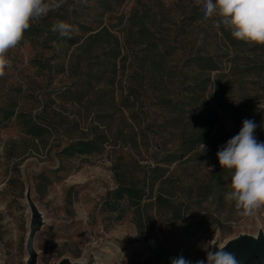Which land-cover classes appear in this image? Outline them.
I'll return each instance as SVG.
<instances>
[{"label":"rangeland","instance_id":"rangeland-1","mask_svg":"<svg viewBox=\"0 0 264 264\" xmlns=\"http://www.w3.org/2000/svg\"><path fill=\"white\" fill-rule=\"evenodd\" d=\"M96 5L63 0L35 22L38 37L23 36L7 53L12 63L0 77V105L48 131L34 137L15 118L0 126V264H161L143 236L196 264L214 242L264 238V205L240 215L224 199L231 170L201 144L190 147L207 123L217 137L235 129L216 100L256 106L254 135L264 142V53L254 56L259 73L233 76L213 22L191 20L193 6L203 10L199 0H121L104 14ZM77 20L107 32L88 38L91 32L75 27L77 43L54 39V23ZM110 48L119 49L116 58ZM194 54L212 56L219 68H195ZM174 101L178 111L168 106ZM98 133L106 136L100 152H61ZM156 165L163 182L146 189L141 235L130 212L116 220L102 204L117 185L115 172L140 183ZM158 192L180 205L178 219L156 204Z\"/></svg>","mask_w":264,"mask_h":264},{"label":"trees","instance_id":"trees-1","mask_svg":"<svg viewBox=\"0 0 264 264\" xmlns=\"http://www.w3.org/2000/svg\"><path fill=\"white\" fill-rule=\"evenodd\" d=\"M96 9L99 10L101 14L110 13L114 10L116 5L121 3V0H95ZM191 20L196 22L199 19H203V10H199L197 6H193ZM213 22V26L216 28L217 32L220 34L224 41L227 52L224 53L225 61L229 64V72L235 76L239 77L243 74L249 73H259L260 64L254 59L257 54L264 53V44L248 43L245 41L237 40L232 37L230 30L224 28L223 26L217 28L214 24V19H208ZM74 26L83 32H91L88 38H97L107 32L103 27L98 31H95L91 26L86 24V22L75 21ZM41 27L38 23H31L30 27L24 32V36L28 39H33L41 34ZM94 31V32H92ZM80 36L70 35V37H61L59 34L54 36V39L59 43H66L67 45H73L79 41ZM115 43L116 39H115ZM113 54V58H116L119 49L110 48ZM195 68L199 70H207L208 72L217 70L219 68L218 62L210 55H200L194 54L189 57ZM188 97H193L194 88L187 87ZM217 108L222 112V118L231 120L235 124V129L232 131L222 130V137L211 135L214 123H207L204 128L199 132L197 137L193 139V145L190 147H196L206 140L208 144L204 151L207 152L208 157H216L218 149L225 145L226 142L233 136L237 135L242 127V122L245 119L256 120L258 117V109L256 106L247 105L244 103H235L228 100H216ZM168 106L174 110L178 111L180 105L177 102L168 103ZM13 118L20 121L24 131L34 137H42L47 133V128L36 122L32 121L30 118H26L22 113H18L10 105H0V126H5ZM106 142V136L102 133L93 134L87 138H79L73 142H70L65 147L62 148L61 152L66 157H71L75 155H89L92 153H98L102 150L103 144ZM189 146H186L187 149ZM174 160V159H173ZM163 168L160 166H153L149 169L148 175H144L138 183L133 179L127 180L124 178L123 174L115 172V177L117 181L116 187L108 191L106 197L103 201L102 207L104 210L114 213L115 219L119 220L122 216L130 212L133 216L134 221L137 224L138 230L142 235L143 228L145 227L146 218L142 216L143 201L149 196L147 187H152L154 183L159 181L163 182ZM223 184V178H222ZM154 199L158 206H166L167 212L170 218L178 219L181 216L180 205L175 204L167 196H164L161 192L154 195ZM194 225H201V221L192 222ZM189 229L186 227L185 231ZM194 233V232H192ZM2 239L1 227H0V243ZM143 239L147 245V248L155 258L156 261L161 264H171V258L180 256L178 252H167L165 249L158 247V245L153 242L148 236H143ZM140 264H148L144 261Z\"/></svg>","mask_w":264,"mask_h":264},{"label":"clouds","instance_id":"clouds-1","mask_svg":"<svg viewBox=\"0 0 264 264\" xmlns=\"http://www.w3.org/2000/svg\"><path fill=\"white\" fill-rule=\"evenodd\" d=\"M63 0H0V77L12 61L7 53L23 39L31 23L38 22L60 6ZM203 16L214 19L217 28L230 30L233 38L264 44V0H199ZM51 30L70 37L75 26L57 21ZM257 125L245 119L239 133L222 145L216 156L221 168L231 170L226 202H234L240 215L250 216L264 205V142L254 135ZM203 151L206 145L201 143ZM171 264H191L183 255L171 258ZM196 264H238L231 252L208 250Z\"/></svg>","mask_w":264,"mask_h":264},{"label":"water","instance_id":"water-1","mask_svg":"<svg viewBox=\"0 0 264 264\" xmlns=\"http://www.w3.org/2000/svg\"><path fill=\"white\" fill-rule=\"evenodd\" d=\"M218 249L233 253L238 264H264V238L261 234L257 238L241 236L220 247L214 242L211 251ZM28 264H33L32 259L28 261Z\"/></svg>","mask_w":264,"mask_h":264},{"label":"bare ground","instance_id":"bare-ground-1","mask_svg":"<svg viewBox=\"0 0 264 264\" xmlns=\"http://www.w3.org/2000/svg\"><path fill=\"white\" fill-rule=\"evenodd\" d=\"M40 218H41V217H40ZM255 237H256V238L258 237L257 234L255 235ZM218 246L220 247V246H222V245H218ZM71 263H72V262H71Z\"/></svg>","mask_w":264,"mask_h":264}]
</instances>
